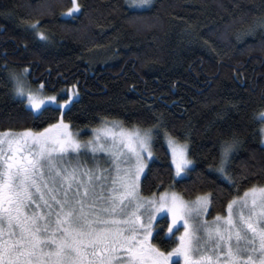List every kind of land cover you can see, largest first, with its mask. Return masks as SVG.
Here are the masks:
<instances>
[{
    "label": "trees",
    "instance_id": "obj_1",
    "mask_svg": "<svg viewBox=\"0 0 264 264\" xmlns=\"http://www.w3.org/2000/svg\"><path fill=\"white\" fill-rule=\"evenodd\" d=\"M77 2L82 12L61 15L72 0H0V128L39 130L58 115L36 118L12 94L5 62L16 72L28 66L33 87L41 80L57 90L78 87V103L65 115L74 129L95 128L104 117L147 127L162 116L197 162L175 189L188 198L212 193L211 215L264 184V125L253 118L264 110V0H152L141 8L129 0ZM132 15L150 16V27L130 24ZM35 20L49 40L27 27ZM233 134L240 145L230 182L208 164ZM153 148L145 195L173 183L162 136Z\"/></svg>",
    "mask_w": 264,
    "mask_h": 264
},
{
    "label": "snow or ice",
    "instance_id": "obj_2",
    "mask_svg": "<svg viewBox=\"0 0 264 264\" xmlns=\"http://www.w3.org/2000/svg\"><path fill=\"white\" fill-rule=\"evenodd\" d=\"M82 11L72 0L61 15ZM149 21L147 15L128 17L140 28L150 27ZM27 27L41 40L50 39L39 20ZM3 67L12 94L31 115H58L39 130L0 128V264H264V184L233 197L226 214L210 221L212 193L187 199L175 191L197 162L189 158L187 140H179L162 116L147 127L104 117L82 140L65 120L78 103V87L57 90L44 80L33 87L28 66L19 72L7 62ZM253 118L264 125V110ZM161 136L175 166L173 183L145 195L142 177L151 171L152 149ZM239 145L234 134L221 139L209 172L233 182L231 161ZM81 156H90L91 166Z\"/></svg>",
    "mask_w": 264,
    "mask_h": 264
},
{
    "label": "rangeland",
    "instance_id": "obj_3",
    "mask_svg": "<svg viewBox=\"0 0 264 264\" xmlns=\"http://www.w3.org/2000/svg\"><path fill=\"white\" fill-rule=\"evenodd\" d=\"M129 4L131 5V6H134L135 8H141V7H145V6H148V5H142V4H139L138 2H137V0H129ZM48 95V94H47ZM73 128V127H72ZM92 129L93 128H88V129H84V130H82V129H74L73 128V131H76V130H79V132H80V138L82 139V140H87L91 135H92ZM164 141H165V144H166V146L168 147V150H169V152H170V154H171V151H170V148H169V145H168V143L166 142V140L164 139ZM153 150V158L149 161V163H151L152 162V160L155 158V153H154V148L152 149ZM103 153H101V154H98V159H102L103 158ZM189 158H191L190 157V155H189ZM69 159H72L73 160V162H75L76 161V158L75 157H72V158H69ZM81 161H83V162H85V163H87L88 164V166H91V157L90 156H81L80 158H79ZM192 159V158H191ZM173 165V164H172ZM105 166H107V165H105ZM173 171H175V166L173 165ZM173 174H174V172H173ZM143 178V177H142ZM175 191H177L176 189H175ZM177 192H179V191H177ZM185 198H187V199H191V198H188V197H185ZM210 209H211V206H210ZM221 215H224V214H226V210L224 211V212H222V213H220ZM217 214H210V210H209V215L207 216V219L208 220H212L215 216H216Z\"/></svg>",
    "mask_w": 264,
    "mask_h": 264
}]
</instances>
